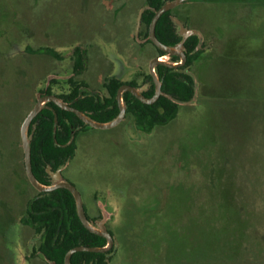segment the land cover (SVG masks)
<instances>
[{
    "label": "rangeland",
    "instance_id": "obj_1",
    "mask_svg": "<svg viewBox=\"0 0 264 264\" xmlns=\"http://www.w3.org/2000/svg\"><path fill=\"white\" fill-rule=\"evenodd\" d=\"M113 1L0 0V264H7V253L12 264H30L36 240L23 239L20 227L3 233L7 220L13 224L20 214L11 189L19 181L6 173L15 129L39 90L72 76V35L111 22L105 8ZM193 1V21L214 42L212 48L203 42L192 100L181 104L173 121L150 136L140 133L138 141L131 140L137 133L132 117L76 138L67 176L79 191L87 190L83 202L95 209L103 191L93 189L122 179L117 187L126 200L118 199V218L106 221L112 230L117 224L122 245L111 264H264V0ZM142 2L128 12L133 23ZM108 38L99 32L92 41L107 45ZM39 47L58 52L64 68L35 54ZM129 52L121 55L127 70L122 80L139 83L137 74L146 73L150 56L137 62ZM92 64L75 79L96 89ZM29 193L37 194L32 188Z\"/></svg>",
    "mask_w": 264,
    "mask_h": 264
},
{
    "label": "flooded vegetation",
    "instance_id": "obj_2",
    "mask_svg": "<svg viewBox=\"0 0 264 264\" xmlns=\"http://www.w3.org/2000/svg\"><path fill=\"white\" fill-rule=\"evenodd\" d=\"M161 1H162V4L157 9H154L153 7L146 5V3H145L146 1L143 0V2L140 5L139 11L145 6L147 8H145V10H143V12L141 14L139 26H137L138 14L135 18L134 23L132 22V19L128 15V12L130 10H132L134 6H137V4H139V0L138 1H136V0H114L112 2L113 4H112L111 8H108L106 6L107 8H105V9H108V11L112 15V21L106 23V25H104L103 27L95 28V29L89 28L86 32L83 31V33H80L78 35H72L71 38L72 39L74 38V39H73V42L70 43L69 45L73 46V48L70 51L68 58H67L69 61L67 64V67L69 68L72 76L69 77L65 83H57L54 81H50V82H54V83H48L44 88L39 90L38 95L36 96V99H35V103L33 104L32 108L36 104L37 98H42L45 96H53L71 108L77 109L76 106L78 104L85 106L84 111H81L79 109H77V110L81 111L82 113L87 115L90 119H92L96 122L106 123V122L112 121L119 115V112H120V108H119L120 105H119V102L117 100V92L121 87L130 86L131 88L135 89L138 94H140L142 97H144L146 99H150L153 97V95L155 94V84H154V81H153V79L150 75V72H149V62L152 59L157 58V57L162 59L164 56H166L167 59H165V60L162 59L164 62L169 63L171 65H177L174 67H169L166 65H158L157 67H163L166 69L177 71L180 74H185L187 76L189 75L190 77H192L193 82H194L193 75L197 74V72L194 73L195 66H197V63L199 61L198 58L202 56V53L204 52L203 50L206 47L203 45V42H209L207 44L209 46L211 43L210 47L212 48V44H213L214 40H213V38H210L205 33L204 30H202L203 26L201 24L197 25V23H195L192 19L190 9L194 5L198 4V2L195 3L193 0H185L181 4L175 6L174 8H172L166 12H164V13H168V17L174 26H176V25L172 21V18H176L178 21H180L182 26L185 29L195 30L197 32V34L190 35L184 40L183 52L185 55V60L182 62V59L180 58L179 55L173 54V55L168 56L165 52L158 49L149 40V33H148L149 26H148V29L146 30L145 24L142 23V16L144 14V11H146L147 9H152V12L154 15L155 11H157L161 6H163L165 3L172 1V0H161ZM199 3H202V1H200ZM188 4H190V6L186 9L187 11L186 10L183 11V7H185V6L187 7ZM139 11H138V13H139ZM179 11H181V12H179ZM122 26H124L126 28L125 29L126 31L123 30ZM209 29H210V31L212 30L211 28H209ZM99 32L102 34V36L109 37L108 38L109 41L107 42V45H105V44L102 45L99 42L92 41L94 39V37H96L97 34L99 35ZM129 32H132V34L130 35ZM175 33L180 38V40L177 43H174L172 45H167L164 43L163 44L166 46H170V47L178 45L183 40V36L179 35L177 30L175 31ZM212 33H213V31H212ZM192 36L196 37V45H195L194 49L192 50V52H188L186 47H185V42ZM201 36L203 37L202 42L200 39ZM91 41H92V43H91ZM73 43L78 44V45H73ZM199 45H200V47H199ZM111 47L113 49H111ZM50 49H52V48H50ZM129 51H134L131 54V56H133L137 60V62L141 61L147 55L150 56V60L147 64L146 73L137 74L138 77H140L139 83L136 80H129V81H123L122 80V78L127 73V70L124 67V63H123V60L121 59V57L126 56V55L128 56V54L130 55ZM205 51H207V49ZM34 53L37 54L38 52L37 53L34 52ZM196 53H198V56H196L195 58H193V60H190V62H188L189 61L188 55L189 54H196ZM38 54L46 55L47 57H49L48 59L51 58L50 62H52V60L54 59L55 61H53V62L56 63V68H64V66H62V61H63L62 56L59 55V53L56 52L54 49H52L50 52H46L45 50H42ZM91 61L93 63L92 65L95 67V69L97 71V75H98V76L96 75V78L93 81V82H95V84L97 83L98 87L96 89L89 87V85L84 83L83 81H77L75 79V77L83 74L86 71V69H87V67ZM54 67H55V65H54ZM113 67L115 68L114 72H112ZM136 67H138V65H136ZM157 75H158V73H157ZM158 78L161 80V88H160L161 89V95H159L157 100L152 104L143 103L138 98H136V96H134L132 92H130L128 90H122L121 91L122 92V94H121V105L124 106V115H123V118L121 119V121L117 125H115L114 127L123 123L127 117L128 118L132 117L131 121L134 122V128L137 131L136 135L133 136L131 139L133 142H134V140L138 141L139 138L142 139V137L140 136V133H145V134L150 136L152 130L154 128L160 127V126L157 124H154L153 126L150 127L148 123L145 125H139L137 123V119H136L135 115L128 111V103L125 101V94L126 93L130 94L133 98H135L137 101H139L142 104L153 105L158 101V99L160 97H167V94L162 91V83H163L164 77H160L158 75ZM53 85H54V87H53ZM112 89H115L114 98H113V95L111 93ZM150 91H152L151 94H150ZM194 93H195V83L193 85V95H192L190 101L192 100ZM190 101H188V102H190ZM178 106L180 108L181 104L178 103ZM55 107L58 108L59 110L70 112V111H67L65 109L60 108L53 101H46L43 104V108L33 118L32 122L29 126L28 135L30 136V144H31V141L33 139V134L35 133L36 127L40 122V119L41 118H47V116L44 115V113H43L44 110H48L53 114V127H54V118H55V116L57 118V113H56ZM179 108H178V111H179ZM116 109H117V112L115 113V115L108 119V115L111 114L110 111H113ZM178 111H177V114H178ZM70 113H73V112H70ZM177 114H176V116H177ZM157 117H158V115H147V119L149 121L150 120L153 121L154 118H157ZM24 118H23V120H24ZM37 118H39V119H37ZM57 120H58V118H57ZM78 120L80 121V123L73 121L71 124L68 123V120H65L66 127L70 129V132H69V138L70 139L68 138V140L62 144L61 143L58 144L54 140V143L58 147H60L61 149H68V150H66L65 153H62L61 156H58V161L50 159L51 163L47 164L45 157H44V154L42 152V149L39 150V155H38L39 160L36 161L38 163H35V167L43 168V172L39 171V173H38L41 176V181H39L36 177L35 178L42 185L50 186V185L54 184L56 181L54 180L53 175L59 174L62 181L68 182L76 188L71 177L67 176L68 175L67 171L69 173L70 165L73 162V160L75 159L76 153H77L76 138H77V135L79 132H81V131L86 132V130H88V128H94V127H91L90 125L84 123L79 118H78ZM21 124H20V127H21ZM20 127H19V131H17L15 129V126H14V129H15L16 134H17V143L15 144V146L13 144H11V146L13 147V152H12L10 159L7 160V163H11V164L9 166H7V168H6L7 175L10 176L12 174L19 181V186L17 184L15 186H12L11 189L13 190V192L16 195L14 203L16 201V205H17V208H18L20 214L18 216V219L13 224H11L10 221L7 220V222L3 226V233L5 235H8L10 233V230L13 233L16 231V229L18 227H20V232L23 234V239L31 240L33 238L34 239L36 238V240L34 241V245L31 249V252L29 254V257H28L30 264H64V257H63L62 263H56L55 261H53L52 258H46L44 253L42 252L41 249L43 247H46V245H47L46 242H44V240H43V236H46L47 230L50 228V225L48 224L49 222H48L47 215L44 214L46 212L45 211L46 209L43 208L41 210H38V208L41 207L40 205H38L35 207V208H37V211L35 209L31 210L30 205H31L32 200L42 198V201L39 204H41V205L43 204L45 207L44 200H46V197L49 195V193L54 192V191L61 193L62 190H66V189L57 188V189H54L53 191H50V192H41V191H38L37 189H35L31 185V183L29 182V180L27 178L26 171H25L24 153H23L22 141H21V136H20ZM66 127L65 126H63V127L59 126L58 127L59 136L61 139H65V137L67 135L66 130H65ZM111 128H113V127H111ZM56 129H57V123H56ZM56 129H55V131H56ZM94 129H98V128H94ZM108 129H110V128H108ZM55 131H53L54 134H55ZM53 139H55L54 136H53ZM0 163L2 164V162H0ZM31 164H32V161H31ZM95 166H96V164H95ZM95 166H94V168H95ZM32 172H33V170H32ZM93 174H98V173L96 171V172H93ZM100 180H103V182H104V179H100ZM121 182H122L121 178H111V179H108L106 182H104L106 184L103 183V185H106L105 188H102V189L98 188L95 190L93 189V191H95V192H102L103 191L102 199H100V201L99 200L95 201L96 202V208L95 209H94V206L90 208L87 204V201H86V203L83 202V197H85V198L89 197V195L86 192L87 190L85 191V189H84L83 191H79L76 188L77 191L79 192L80 196H81L84 215H85L86 219L95 228H98L99 227L98 225L102 223V225L105 227V229L108 231V233L112 237L111 246H109V248L104 252H97V253L103 254L102 261L104 262V264H111L112 261L117 258V251H118L119 247L120 246L122 247V245H120L121 239H119L115 236V231H118L117 224L115 226V230L114 229L112 230V229L108 228L107 223H106L107 218H111V217L118 218L119 211H118L117 203L119 202V200L120 201L121 200L123 201V199L126 200L125 199L126 195L120 193V191H119L120 188L117 187V186H120ZM99 183L100 182H98V184ZM30 188H32L37 193L33 197L30 196V193H29ZM66 191H68V190H66ZM71 196H72V194H71ZM92 196H93V194H92ZM72 198L74 201L75 212L77 215L75 200H74L73 196H72ZM102 201L103 202L105 201V203L108 206V209L105 207L106 206L105 203H103V205L106 209L103 206L101 208L98 207V206H100ZM107 202L109 203L110 206L108 205ZM86 205L88 206V208ZM119 206H120V204H119ZM60 207H61V205L57 206L59 211L64 213V216H65L67 211L66 210L64 211V207H63V209H61ZM111 208H113L114 211H112ZM93 211H96L95 215H91ZM4 212L6 215L5 218H9L8 214L10 212V208L5 209ZM4 212H1V213H3V215H4ZM56 212L57 211H54V214H56ZM38 213H43V215H41V216L35 215ZM77 217H78V215H77ZM79 222L81 223L80 220H79ZM81 225H82V223H81ZM59 228H60V225L58 226V230L56 232L57 234L59 233V230H60ZM64 228H67V230L69 229L72 232H74L72 229L73 227H71V226H66L64 224ZM91 234H93V233H91ZM96 236H98V235H96ZM98 237H101V236H98ZM101 238H103V237H101ZM103 239H104V244L102 246H87V245H79V246L104 248L108 244H107L106 239L105 238H103ZM5 245L8 246V243L6 244V242H5ZM52 245L54 246V244H51V246ZM76 246H78V245H76ZM47 249L49 250L48 247H47ZM89 253H94V252H89ZM6 255H7V258H4L5 262L7 264H12L10 262L9 257H8V253ZM64 256H65V254H64ZM97 260L98 259L94 260V262L96 264L99 263ZM120 260L122 261L125 259L120 258ZM91 262L92 261H90L88 264H92ZM82 264H87V263L83 262ZM122 264H124L123 261H122Z\"/></svg>",
    "mask_w": 264,
    "mask_h": 264
},
{
    "label": "trees",
    "instance_id": "obj_3",
    "mask_svg": "<svg viewBox=\"0 0 264 264\" xmlns=\"http://www.w3.org/2000/svg\"><path fill=\"white\" fill-rule=\"evenodd\" d=\"M146 5L157 9L161 4V0H145ZM225 2V1H224ZM227 2V1H226ZM230 3V2H229ZM153 16L152 9H147L144 11L142 16V23L145 24V29H148L149 23ZM3 27V26H2ZM4 28V27H3ZM7 28L5 27V30ZM177 27L173 25L168 17V13H164L159 20L157 21L155 27V35L157 39L167 45H172L177 43L180 38L177 36L175 31ZM196 45V37L192 36L185 42V47L188 52H192ZM45 50L46 52H50L52 49L45 48H37L34 52H41ZM188 62L193 60L198 53L189 54ZM156 72L160 77H164L162 83V91L167 94V97H160L158 101L153 105H145L137 101L130 94H125V101L128 103V111L133 113L137 119V123L139 125L149 124V126H153L157 124L159 126L167 125L170 121H172L177 114L178 111V103L176 102H188L190 101L193 95V79L189 75L180 74L177 71L166 69L163 67H157ZM113 98L115 96V89L111 90ZM152 91H150V94ZM174 100V101H173ZM176 101V102H175ZM77 109L84 111L85 106L78 104ZM57 113V129L54 134L53 139V114L44 110V115L47 118H41L39 124L36 127L35 133L33 134V139L30 144L31 149V161H32V170L35 177L41 181V176L38 174L39 171L43 172V168L35 167L36 161L39 160V150L42 149L45 160L47 164H50L52 160L58 161V156H61L62 153H65L68 149H61L55 143H65L69 138L70 129L66 127L65 120H68V123L71 124L73 121L80 123L78 118L70 112H66L63 110H59L55 107ZM116 110L110 111L111 114L108 115V119L113 117ZM147 115H158L157 118H154L153 121H149L147 119ZM39 119V118H37ZM65 126L66 127V137L65 139H61L59 136L58 127ZM70 139V138H69ZM42 201L41 199H34L31 202L30 209H35L37 211L36 206L40 205L41 207L38 210L45 208L46 212L44 214L47 215L48 224L50 228L47 230L46 236H43L44 242H46V247H43L41 250L44 253L46 258H52L56 263H62L64 254L72 247L76 245H87V246H102L104 244V239L98 237L94 234L89 233L79 222V219L75 212L74 201L71 194L62 190L59 192H51L46 197L45 207L42 204H39ZM43 202V203H44ZM61 205V209L64 207V211L67 213L64 216V213L60 212L57 206ZM54 211H57L54 214ZM33 214V213H32ZM37 216L43 215V213L35 214ZM64 224L66 226L73 227V231L67 230L64 228ZM60 225L59 233L57 234L58 226ZM51 244H54V246ZM49 248V250L47 249ZM103 254L101 253H89V252H77L74 253L70 258V264H82L83 262L89 263L92 261V264H96L94 260L98 259V264H104L102 261Z\"/></svg>",
    "mask_w": 264,
    "mask_h": 264
},
{
    "label": "water",
    "instance_id": "obj_4",
    "mask_svg": "<svg viewBox=\"0 0 264 264\" xmlns=\"http://www.w3.org/2000/svg\"><path fill=\"white\" fill-rule=\"evenodd\" d=\"M185 0H172L169 1L167 3H165L163 6H161L157 11H155L150 24H149V40L161 51L165 52L168 56L173 55V54H177L180 56V58L182 59V62L185 60V55H184V40L190 36V35H194L197 34V32L195 30H187L185 29L181 22L178 21L176 18H172V21L174 22V24L177 27V32L179 35L183 36V40L176 46L170 47V46H166L163 43H161L155 35V27H156V23L159 20L160 16L174 8L175 6L181 4L182 2H184ZM145 8H147L146 6L143 7L139 13H138V18H137V26H139L140 23V19H141V14L143 12V10H145ZM158 65H166L169 67H174L177 65H171L169 63L164 62L161 58H154L149 62V72L150 75L154 81L155 84V94L153 95L152 98L150 99H146L144 97H142L140 94H138L136 92L135 89L131 88L130 86H123L121 87L118 92H117V100L119 102V108H120V112L119 115L112 121L106 122V123H100V122H96L92 119H90L87 115H85L84 113H82L81 111L75 109V108H71L67 105H65L63 102H61L59 99H57L56 97L53 96H45L42 98H37L36 104L34 105V107L28 112V114L26 115V117L24 118L21 127H20V136H21V141H22V148H23V153H24V162H25V171H26V175L27 178L29 180V182L31 183V185L37 189L38 191L41 192H50L53 191L54 189L57 188H64L66 190H68L72 196L74 197L75 200V204H76V211H77V215L79 220L81 221L82 225L85 227L86 230H88L90 233H93L95 235L101 236L103 238L106 239L107 241V246L104 248H100V247H87V246H75L72 247L71 249H69L64 256V264H70V258L71 256L76 253V252H104L106 251L109 246H111L112 244V237L110 236V234L108 233V231L105 229V227L101 224H99L98 228H95L94 226H92L89 221L86 219L85 215H84V210H83V205H82V200H81V196L79 194V192L77 191V189L71 185L68 182L62 181L61 177L59 176V174H54L53 178L56 181L54 184L50 185V186H44L41 183H39L37 181V179L35 178L33 172H32V164H31V149H30V136L28 135V131H29V126L33 120V118L40 112V110L43 108V104L46 101H53L57 106H59L62 109H65L67 111L73 112L80 120H82L84 123L90 125L91 127L94 128H98V129H108L111 127H114L115 125H117L121 119L123 118L124 115V106L121 105V94H122V90H128L130 92L133 93L134 96H136V98H138L140 101H142L145 104H152L154 103L157 98L159 97V95H161V80L158 78V75L156 73V67ZM195 83V81H194ZM174 101V100H173ZM176 102V101H175ZM179 104H185L188 102H176ZM56 123H57V118L55 116L54 118V127H53V131H55L56 129ZM54 136V133H53Z\"/></svg>",
    "mask_w": 264,
    "mask_h": 264
},
{
    "label": "bare ground",
    "instance_id": "obj_5",
    "mask_svg": "<svg viewBox=\"0 0 264 264\" xmlns=\"http://www.w3.org/2000/svg\"><path fill=\"white\" fill-rule=\"evenodd\" d=\"M162 59H164V60H165V56H164Z\"/></svg>",
    "mask_w": 264,
    "mask_h": 264
}]
</instances>
